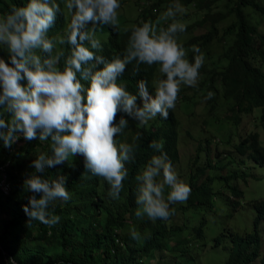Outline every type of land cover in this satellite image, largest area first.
Instances as JSON below:
<instances>
[{
  "label": "clouds",
  "instance_id": "clouds-1",
  "mask_svg": "<svg viewBox=\"0 0 264 264\" xmlns=\"http://www.w3.org/2000/svg\"><path fill=\"white\" fill-rule=\"evenodd\" d=\"M163 1L169 6L158 17ZM178 2L23 0L0 10V141L8 152L13 144L23 146L27 140L48 142L43 150L29 153L35 171H24L25 178L17 185L23 194L16 199L28 200L23 211L30 224L39 221L51 228L60 222L48 211L56 201L71 202L83 192L86 204L98 213V205H121L131 190L137 217L147 221L143 226L149 235L155 232V257L149 264L160 263L159 257L168 262V250L174 247L185 249L178 251L179 258L193 254L194 264H205L200 259L209 241V222L220 214L230 218L231 212L245 206L252 210L250 229L238 234L229 229L220 232L221 226L214 247L225 251V264L233 256H240L242 264H261L264 240L259 227L264 225V214L259 211L264 210V195L243 202L245 190L258 176L254 170L258 164L249 155H239L243 161L236 182L238 196L221 191L214 211L199 196L205 182L195 159L205 160L207 147L211 162L217 150L226 156L248 134H255L264 146L260 120L264 106L244 101L246 112L233 116L237 104L233 98L220 93L214 98V91L200 89L207 61L195 35L212 30L214 24L215 36L220 37L225 23L217 25L211 16L186 28L201 14L191 8L187 12L191 18L184 16L182 22L179 17L185 8ZM145 7L154 18L142 17ZM255 24L256 67L264 73L260 55L264 56V16H256ZM223 40L231 43V38ZM189 52L195 53L193 63L186 59ZM7 55L10 63L5 62ZM145 71L148 78L141 75ZM199 93L204 102L197 99ZM197 103L208 104L205 115L193 107ZM241 115L253 128L238 131ZM184 120L194 127L202 125L197 136ZM213 121L220 125L213 126ZM206 124L215 136L204 128ZM189 141L192 146L182 173L179 150ZM1 161L0 195H7L11 180L3 170L8 172L11 159ZM217 189L220 184L214 183L213 190ZM226 199L235 204H226ZM254 232L259 242L240 255L242 242ZM130 234L134 240L141 238L135 229ZM115 242L123 245L119 237Z\"/></svg>",
  "mask_w": 264,
  "mask_h": 264
},
{
  "label": "trees",
  "instance_id": "trees-1",
  "mask_svg": "<svg viewBox=\"0 0 264 264\" xmlns=\"http://www.w3.org/2000/svg\"><path fill=\"white\" fill-rule=\"evenodd\" d=\"M21 1L23 0H0V10L9 2ZM178 3L185 8L179 17L182 22L184 16L189 15L187 12L190 8L194 14H201V17L191 24L186 23V28L200 24L211 16L215 24L225 23L220 37L215 36L214 24L212 30L208 28V31L195 35V39L200 42L197 45L203 50L207 61V66L202 71L200 89L206 93L214 91V98L219 93L223 98H233L237 103L232 107L233 116L246 112L247 105H243L244 101L254 103V106H264V73L256 67L253 46L259 37L255 24L256 16H264V4L257 0H234V4L231 0H179ZM141 15L144 18L155 17L150 15L149 7H145ZM162 25L164 24L161 23L160 26ZM223 38H231V43ZM194 55V52H189L186 59L193 63L191 58ZM260 55L264 57L261 53ZM5 62L10 63L8 55ZM141 75L148 78L149 72H142ZM20 83L26 85V81ZM81 84L84 86L82 82ZM5 116L7 118L8 114ZM260 120L264 121V112L261 113ZM43 144L47 145L48 142L27 140L23 146L13 144L10 148L13 150L8 152V148L0 141V161L7 157L11 159L8 172L6 167L3 170L10 175L11 189L7 195H0V264H149L155 257V232L148 234L145 241L131 238V230L145 229L147 222L143 217H137L138 205L131 190L121 205L113 208L107 204L98 205V213L92 208L93 205L86 204L87 194L80 192L71 202L56 201L49 206L48 211L60 217L57 225L49 228L39 221L29 223V218L23 211V206L27 205L28 200L16 199L23 194L17 185L19 179L25 178L24 171L29 174L35 171L30 167L29 153L35 149L43 150ZM206 151L209 153L208 147ZM207 152L205 160L195 159L204 173L205 182L199 188V196L206 202L207 208L215 211L216 198L218 194L221 195V191L238 196L236 182L241 176L240 162L243 161L239 155H249L253 162L264 165V146L258 143L255 134H248L239 139L236 145L227 151L226 156H223L221 151H215L217 158L212 159L213 162L208 158ZM36 174L47 179L44 173ZM47 174L49 176L50 170ZM214 183H219L220 189L214 191ZM86 192H90L89 187ZM226 204L233 206L235 202L226 199ZM81 210L86 211V214ZM259 213L264 214V210ZM155 228L156 225L151 226V229ZM115 237L123 241L122 246L115 242ZM258 242L259 238L254 232L242 242L238 253L242 255ZM178 251L183 252L185 249L174 247L168 250V262L159 257L158 264H194L193 254H188L182 259L178 257ZM242 263L240 256H233L227 262ZM261 264H264V252Z\"/></svg>",
  "mask_w": 264,
  "mask_h": 264
},
{
  "label": "rangeland",
  "instance_id": "rangeland-1",
  "mask_svg": "<svg viewBox=\"0 0 264 264\" xmlns=\"http://www.w3.org/2000/svg\"><path fill=\"white\" fill-rule=\"evenodd\" d=\"M131 5L132 4L129 2L127 6H131ZM168 6H169L168 2L166 1L162 2V5L158 12V17L167 10ZM189 11L191 12L192 9L190 8ZM185 18H191V16L189 15ZM199 31H202V30H199ZM227 73L229 75L230 71H228ZM197 99H199V102L205 101L204 98L201 97V93L197 95ZM193 107L197 108L200 114L205 115L208 104L200 105V103L199 104L197 103V104H194ZM183 124L193 134V136L198 135L200 128L202 126L201 124H198L197 126L194 127L193 123L187 120H184ZM212 124L213 126L220 125V123H216L215 121H213ZM236 126L238 128V131L241 130L242 128L251 129L252 127L251 124L247 121V118L243 115L239 117V121ZM228 127L229 125H227L225 128H228ZM204 128L206 130H209L215 136V131L211 129L207 124L204 125ZM216 134L221 136L219 138H222V133L220 131H216ZM191 146H192L191 141H189L186 143V145L182 149L179 150V162L177 165L179 167L180 172L182 173L184 172L186 155L189 153ZM254 170L258 176L256 180L254 181V185L247 187V189L245 190L244 192L245 198L243 200L244 203H247L249 199L251 198L261 197L264 195V167L254 165ZM26 195L29 196L30 193L26 191ZM222 214H224V212H222ZM251 215H252V210L244 206L242 209L238 211L231 212L230 218H226L225 216L220 214L216 216L212 221H210L208 225V230H207V238L209 241L204 250V254L202 255V258L200 259V262H205V264H209V263L225 264V256H226L225 251L221 247H218V246L214 247V238H215L216 231L221 226L222 227L220 229V232H223L224 230L229 229L230 231H233L239 234V233H242V231L244 230H249ZM261 222L264 223V221H261ZM135 230L140 234V237H141L140 239L145 241L146 237L149 234V230L148 229H141V230L135 229ZM259 233H260L262 240H264V225H260ZM254 264H257V263H254Z\"/></svg>",
  "mask_w": 264,
  "mask_h": 264
}]
</instances>
